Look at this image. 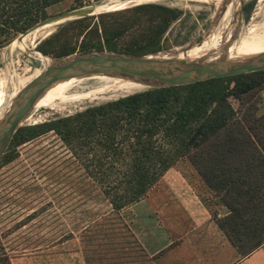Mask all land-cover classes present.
<instances>
[{
    "label": "trees",
    "instance_id": "1",
    "mask_svg": "<svg viewBox=\"0 0 264 264\" xmlns=\"http://www.w3.org/2000/svg\"><path fill=\"white\" fill-rule=\"evenodd\" d=\"M61 1L0 0V46L49 15L48 8ZM82 3L71 0L69 8ZM179 13L180 9L159 2L99 11L64 23L35 47L54 57L76 49L154 52ZM90 17L96 20L85 31L87 38L83 34L75 44L70 38L89 26ZM67 25L78 29L68 32ZM123 36H128L126 45L118 47L116 41ZM260 89H264V68L132 91L73 113L18 126L0 160L12 157L16 143L53 130L117 212L140 199L178 159L186 158L215 202L226 208L218 215L215 207L206 204L220 231L244 256L264 242ZM234 98L236 106L231 102ZM9 257L0 240V264H11Z\"/></svg>",
    "mask_w": 264,
    "mask_h": 264
},
{
    "label": "rangeland",
    "instance_id": "2",
    "mask_svg": "<svg viewBox=\"0 0 264 264\" xmlns=\"http://www.w3.org/2000/svg\"><path fill=\"white\" fill-rule=\"evenodd\" d=\"M103 1L83 0L81 5L73 8H90ZM118 1L123 4L133 0ZM221 1L224 0H148L147 2H159L180 9L178 16L164 31L160 41L161 47L157 51L160 53L177 51L196 36L204 33L213 22L214 26L204 38L205 42L189 49L186 56L194 52L198 53L202 49L207 50L208 47L220 49L218 44L228 36L238 7V0H225L227 10L218 13ZM70 2L71 0H63L53 4L48 8V14L70 9ZM247 3L249 5L247 9L243 8L240 24L230 43L235 42L241 34L251 28L258 33H264V0H243V5ZM99 11L105 10L99 9L92 14ZM92 14H85V16ZM73 19L75 18L59 20L50 32L36 38L28 48L9 49L8 47L18 39L17 36L21 32L16 34L13 40H10L11 42L0 46V90L4 96L0 98L3 100L0 105V116L8 105V100L13 94L11 92L23 85L19 80L24 78L29 80L49 62V56L52 55L39 54L35 47L37 42ZM95 20L96 17L88 18L89 26L82 29L78 36H72L70 38L72 42L77 44ZM77 29V25H67L65 28L68 32H75ZM84 37L87 38V33ZM127 40L128 36L120 37L116 44L118 47H123ZM74 52H78L77 49ZM112 79L93 76L74 81L65 91L69 97L52 98L47 103L35 105L22 121V125L40 123L55 115L73 113L87 105L142 89L140 87L125 90L114 86ZM258 94L257 112H262L264 111V89H260ZM231 102L234 106L237 105V99L234 98ZM12 152L10 159L0 160V240L10 256L63 239L70 232L93 223L95 217L106 213L109 209L108 200L85 174L53 130L44 131L16 143ZM154 184L204 183L187 159L180 158L168 167ZM207 194L206 192L202 194L205 203L212 209L215 207L219 215L215 199ZM112 217L116 218V216ZM111 223L113 227L114 221Z\"/></svg>",
    "mask_w": 264,
    "mask_h": 264
},
{
    "label": "crops",
    "instance_id": "3",
    "mask_svg": "<svg viewBox=\"0 0 264 264\" xmlns=\"http://www.w3.org/2000/svg\"><path fill=\"white\" fill-rule=\"evenodd\" d=\"M205 192L213 198L204 184H153L137 201L117 212L109 205L93 223L11 255L10 263L264 264V242L240 256L210 215ZM216 208L226 212L221 204Z\"/></svg>",
    "mask_w": 264,
    "mask_h": 264
},
{
    "label": "water",
    "instance_id": "4",
    "mask_svg": "<svg viewBox=\"0 0 264 264\" xmlns=\"http://www.w3.org/2000/svg\"><path fill=\"white\" fill-rule=\"evenodd\" d=\"M147 1L133 0L100 10L121 8ZM224 1L220 2L218 13L224 10ZM242 10L243 0H238L235 20L228 36L218 44L221 47L219 50H216L215 47H208L207 50L202 49L193 56L185 54L189 48L198 46L204 40L214 26L213 22L204 33L199 34L190 43L173 53L154 51L133 54L102 49L72 52L58 57L49 56V62L12 94L8 105L0 116V156L5 151L14 131L22 125V121L35 106L39 97L56 81L68 78L104 76L121 81H133L144 89L263 69L264 50L238 58L226 54V48L230 45L240 24ZM93 12L87 7L57 11L36 21L20 34L46 23L76 18ZM36 51L43 54L41 51Z\"/></svg>",
    "mask_w": 264,
    "mask_h": 264
},
{
    "label": "bare ground",
    "instance_id": "5",
    "mask_svg": "<svg viewBox=\"0 0 264 264\" xmlns=\"http://www.w3.org/2000/svg\"><path fill=\"white\" fill-rule=\"evenodd\" d=\"M115 4L117 5V4H120V3H119L118 0H104L103 2H100V4L93 5L92 7H90V9L95 12V11H97L99 9H102V8H107V7L114 6ZM226 6H228V5H226ZM225 10H227V9H225V7H224V10L223 11H225ZM57 22L58 21H53V22H50V23H46V24H43V25L38 26L36 28H33L31 30H28L24 34H20L17 37L18 39L14 40L11 44L8 45L9 49H14L15 47L21 48V49L26 48V47L28 48L29 45H31V44L34 43V41H35L36 38H39L40 36H43V35L47 34L48 32H50L53 29V26ZM260 30H262V29H260ZM203 42H205V40H203L201 43H203ZM191 48H189V49H191ZM263 48H264V33H258L257 31L252 30V28H251V29L247 30L245 33L241 34L236 39L235 42L230 43V45L228 46V48H226V54L228 56H230V57H237L238 58V57H243V56H247V55H251V54L258 53V51H260ZM194 54H196V52L191 53V55H189V56H193ZM101 77H103V78H109V77H104V76H101ZM27 80H28L27 78H26V80L24 78V79L19 80V82L21 81V83L24 84L25 81H27ZM76 80H79V79H76V78H68V79L56 81L55 83L51 84L43 92V94L39 97V99L37 100V102H36L35 105H40V104L47 103L52 98H60V99H62V98L69 97L66 94L65 91ZM112 80L114 81L113 82L114 83V86L122 87L125 90H131V89L140 88V85L137 84V83H135V82H133V81H129V80L121 81V80H118L116 78L115 79L113 78ZM2 81H5V80H2ZM17 89H14L11 93H14ZM0 98H4L3 92L1 90H0ZM2 102H3V100L0 99V105L2 104Z\"/></svg>",
    "mask_w": 264,
    "mask_h": 264
}]
</instances>
